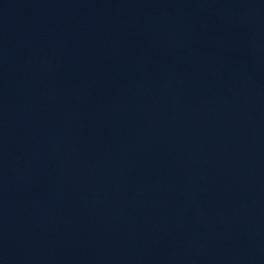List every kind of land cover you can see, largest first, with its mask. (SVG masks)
Segmentation results:
<instances>
[{
  "label": "water",
  "instance_id": "95a60500",
  "mask_svg": "<svg viewBox=\"0 0 264 264\" xmlns=\"http://www.w3.org/2000/svg\"><path fill=\"white\" fill-rule=\"evenodd\" d=\"M0 264H264V0H0Z\"/></svg>",
  "mask_w": 264,
  "mask_h": 264
}]
</instances>
